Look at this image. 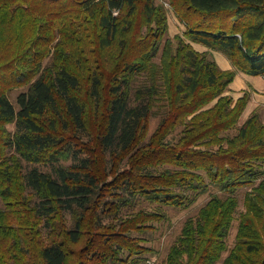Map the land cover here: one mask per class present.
<instances>
[{
    "label": "trees",
    "instance_id": "obj_1",
    "mask_svg": "<svg viewBox=\"0 0 264 264\" xmlns=\"http://www.w3.org/2000/svg\"><path fill=\"white\" fill-rule=\"evenodd\" d=\"M169 1L0 0V264H264V0Z\"/></svg>",
    "mask_w": 264,
    "mask_h": 264
},
{
    "label": "rangeland",
    "instance_id": "obj_2",
    "mask_svg": "<svg viewBox=\"0 0 264 264\" xmlns=\"http://www.w3.org/2000/svg\"><path fill=\"white\" fill-rule=\"evenodd\" d=\"M160 1H163L166 4L167 9H168V21H169V33H170V35L173 37V36H175L177 34H183L185 32V30H186V26L177 17L175 11L172 9V6L169 3L170 1L169 0H160ZM220 63L221 64L223 63V65H224V60L222 61V59H220ZM261 77L262 78H259V79H257V78L252 79L251 82L253 83V85H250V83L249 84H245V88H247V89H243V90H235V89H233L232 94L234 95V97H237L238 94H240V96H241L246 91H248V92H250L252 94V96L255 95V98L257 99L258 95L256 94V92H258V90H257L256 87H260L259 86L260 85L259 80L262 79V81H264V77L263 76H261ZM234 84H235V82H234ZM234 84H233V86L231 84V88H234ZM254 85H256V87ZM22 90H25V88H16V89H14L12 91V93L10 95V98H11L12 102L16 105V107H18V95H19L20 92H22ZM260 110H261V112H262V114L264 116V106H261ZM249 113H250V111L247 112V115H249ZM245 118L246 117H242V119H245ZM155 126H156V122H154V124H153V129L155 128ZM8 127L11 130L15 129V125L14 124H10ZM246 190H248V188L247 189H243L242 192L240 193L241 205L239 207L238 215H239V212H241L244 209L243 198H244V195H245L244 193H245ZM209 199H210V195L209 194H204V195H202L200 197V199L198 200V202L196 204H194L192 207H190L188 209H173L172 208V209L169 210V213L171 215L172 225H170L169 222H165L158 229V232L156 234L159 237V241H157L155 243V246L160 249V253L158 255H152L151 256L152 260H154V261H162L164 259V257L167 255L169 247L174 242V240L177 238L178 234L181 232L185 220L189 216L197 214L199 212L200 208ZM4 206H5V203H4L3 199L0 197V210L2 208H4ZM237 222L238 221L235 220L234 225H233V227L231 229L230 235L228 237V245H229V247L233 246V244L235 243V237H236V233H237Z\"/></svg>",
    "mask_w": 264,
    "mask_h": 264
},
{
    "label": "crops",
    "instance_id": "obj_3",
    "mask_svg": "<svg viewBox=\"0 0 264 264\" xmlns=\"http://www.w3.org/2000/svg\"><path fill=\"white\" fill-rule=\"evenodd\" d=\"M195 46L200 51L206 50V48L203 45H201V44H197L196 43ZM215 56H216V59L219 62V64L224 69H229V68L232 67V65H231L230 61L228 60V58L225 55H223L222 53L215 52ZM220 59H222V61L224 60V65H223V63L222 64L220 63ZM254 78L259 79V78H262V77L261 76H254L253 77L252 75L246 74L244 72H239L237 74L236 79L234 80L235 84H234V82L232 83V86L234 84V88H232V89H235V90L247 89V88H245V84H249L250 83V85H253L251 80L254 79ZM259 83H260V85H259L260 87H256V85H254L257 88V90H258V92H256V94L258 95V98L256 99L255 95L252 96V100L249 102V104H248V106H247V108H246V110H245V112H244V114L242 116V117H246V118L245 119L241 118L242 119L241 120L242 123L246 121V119L248 118V116H250V114H251V112L253 110H255L257 107L260 108L261 106H264V81H262V79H261V80H259ZM239 96H240V94H238L237 97H239ZM248 111H250L249 115H247Z\"/></svg>",
    "mask_w": 264,
    "mask_h": 264
}]
</instances>
